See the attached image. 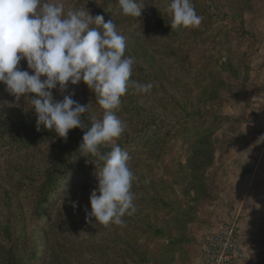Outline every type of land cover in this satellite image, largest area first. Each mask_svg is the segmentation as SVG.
<instances>
[{"label":"rangeland","instance_id":"1","mask_svg":"<svg viewBox=\"0 0 264 264\" xmlns=\"http://www.w3.org/2000/svg\"><path fill=\"white\" fill-rule=\"evenodd\" d=\"M104 1L105 22L113 19L135 60L130 80L153 84L147 93L129 86L115 110L124 131L106 145L130 156L136 210L122 225L86 221L97 175L74 173L42 207L62 148L72 138L81 151L82 131L67 139L52 131L29 147L0 141V264H207V246L224 231L240 238V264H264V0H191L202 22L176 35L162 17L170 0H141L137 18L123 15L118 0L63 3L95 16ZM20 67L29 70L26 60ZM52 92L58 100L74 92L88 105L86 126L103 116L83 81ZM30 107L0 83V127L36 126ZM216 119L208 141L192 140Z\"/></svg>","mask_w":264,"mask_h":264},{"label":"clouds","instance_id":"2","mask_svg":"<svg viewBox=\"0 0 264 264\" xmlns=\"http://www.w3.org/2000/svg\"><path fill=\"white\" fill-rule=\"evenodd\" d=\"M118 4L123 15L133 18L140 17L144 7L141 0H118ZM166 11L171 29L198 27L202 22L191 0H170ZM125 49L124 35L113 19L105 22L101 14L66 10L63 0H0V83L15 101L22 96L30 100L37 131L43 125L67 139L69 130L86 129L79 150L103 163L97 187L89 197L91 211L86 210V221L94 217L102 225H122V217L135 212L131 189L136 177L125 150L113 144L110 151L101 153L100 146L118 139L124 131L115 110L129 86L141 93L153 87L130 80L135 60L124 55ZM21 60H26L31 72L20 67ZM81 81L104 109L102 118L94 117L90 127L82 122L88 105L75 101L74 92L63 95L62 100L55 99L52 92L59 87L63 94L69 83Z\"/></svg>","mask_w":264,"mask_h":264},{"label":"trees","instance_id":"3","mask_svg":"<svg viewBox=\"0 0 264 264\" xmlns=\"http://www.w3.org/2000/svg\"><path fill=\"white\" fill-rule=\"evenodd\" d=\"M104 7V8H102ZM100 12L98 14L103 15V17L108 14V10H106V2L104 1L102 5L100 6ZM94 15H97V12H94ZM169 15L166 14L162 17L167 18ZM163 30H166V28H162ZM184 29L182 27L172 29L170 30V33H173L172 35H176L177 33H183ZM171 35V34H170ZM219 122L217 119L213 123L212 126H210L207 130L204 131L203 134H198L194 139L197 141H204L209 140L210 136L217 130L219 127ZM6 123L4 125H1L0 127V141H3L7 143L9 146L11 145H18L23 147H29L36 143H39L41 141H44L45 137L51 133L52 131L42 128L41 131H37L35 129L36 126L29 127L28 124L22 123L20 127L15 126L16 124L12 125L10 124V128L7 126ZM13 127V128H11ZM82 131L84 133L83 129L80 128H74V130H69L68 134L74 135L75 133ZM151 131V130H150ZM72 138H70L69 141H67L64 145V148H62L61 157L62 160L59 159V161L56 162L55 167L52 169L47 182L44 186V189L42 193L44 194L42 196V207L45 208L48 203H50V199L53 194L57 195L62 190V188L65 186L64 182L67 179V177L74 173L78 176V179H83L87 177L89 174L90 176L97 175L98 170L103 167V163L99 162L97 164V160H95L96 157L90 155V158H93L92 163L90 159H87L86 162L83 158L79 156V153L81 154V151L77 152L73 149L70 145V141ZM191 140V141H192ZM190 141V142H191ZM107 144L100 146L101 153H105L110 151L111 149H107ZM86 169L89 170L90 173H87ZM73 185L72 182H67Z\"/></svg>","mask_w":264,"mask_h":264},{"label":"built area","instance_id":"4","mask_svg":"<svg viewBox=\"0 0 264 264\" xmlns=\"http://www.w3.org/2000/svg\"><path fill=\"white\" fill-rule=\"evenodd\" d=\"M215 242L207 246V264H213L217 260L218 264H240L245 257V250L241 247L240 238L228 231L216 234ZM235 258V260H233Z\"/></svg>","mask_w":264,"mask_h":264},{"label":"crops","instance_id":"5","mask_svg":"<svg viewBox=\"0 0 264 264\" xmlns=\"http://www.w3.org/2000/svg\"><path fill=\"white\" fill-rule=\"evenodd\" d=\"M245 196H246V194L244 195V197H245ZM239 201H240V200H239ZM244 202H245V201H244ZM240 203H241V201H240ZM261 203L264 204V201H262ZM242 207H243V206H242ZM249 216H250V215H249ZM254 218L257 219V220L259 219L258 215H257L256 217H254Z\"/></svg>","mask_w":264,"mask_h":264}]
</instances>
